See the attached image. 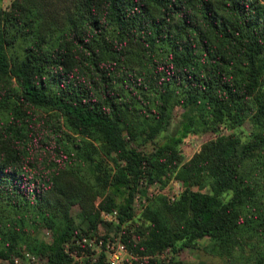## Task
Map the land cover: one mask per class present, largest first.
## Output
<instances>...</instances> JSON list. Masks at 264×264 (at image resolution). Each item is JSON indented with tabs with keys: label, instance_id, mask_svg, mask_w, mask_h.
I'll return each mask as SVG.
<instances>
[{
	"label": "trees",
	"instance_id": "1",
	"mask_svg": "<svg viewBox=\"0 0 264 264\" xmlns=\"http://www.w3.org/2000/svg\"><path fill=\"white\" fill-rule=\"evenodd\" d=\"M176 105L188 109L158 143ZM198 124L227 131L178 167ZM175 168L178 197H154L151 233L131 239L140 178ZM75 202L87 231L117 208L126 246L170 247L144 264H184L173 254L201 237L232 264H264V0H0V264L24 250L75 262Z\"/></svg>",
	"mask_w": 264,
	"mask_h": 264
},
{
	"label": "rangeland",
	"instance_id": "2",
	"mask_svg": "<svg viewBox=\"0 0 264 264\" xmlns=\"http://www.w3.org/2000/svg\"><path fill=\"white\" fill-rule=\"evenodd\" d=\"M11 0H1V5L6 8L9 6ZM188 108L176 105L170 115L169 123L165 130H163L157 137L156 141L162 143L167 139L168 134L176 133L180 126V122L183 119L184 112ZM252 122L249 118H246L243 123L234 127L232 131L239 135L242 140L247 139L252 129ZM227 131L222 124H215L212 126L207 124H198L193 130L189 131L183 140L177 145L176 166H181L188 161L192 156L198 153L203 145L210 139L214 138L217 134ZM147 150H154L156 145L153 142H148L145 146ZM176 168L173 171H166L162 173L160 178H155L151 183L148 182L146 176L140 178L138 183V189L135 195V209L132 215V225L129 227L127 233L130 238L139 241L148 235L151 228V220L145 216V209L148 203L157 195H163L168 200H175L181 190V184L179 177L176 174ZM144 188V191H143ZM101 196L96 195L93 202L97 206ZM81 207L77 202L73 203L70 208V213L73 221L78 225V229L82 233L92 232V234L101 235L100 233H107V235H120L123 230H115L114 223L117 221L116 215L118 213L117 208L109 217H104L101 211L100 216L105 221L112 222L110 226H104L98 224L96 230L87 231L86 219L80 214ZM130 221V220H128ZM126 221L121 223L124 226ZM143 231V233L140 232ZM38 233L45 239H51V232L48 228L40 227ZM122 239V237H121ZM128 250L134 256L131 263L125 262L124 264H138V260L148 261L151 257H159L162 259H169L172 255L169 246H166L160 250L144 251L134 248ZM39 255V259L42 261L40 264H48V258L41 252H34ZM175 259L181 260L184 264H232V261L225 256H222L215 252L211 245V241L207 237L197 238L192 244L184 246L174 254ZM86 261L83 262L85 264ZM71 264H81L79 262H73ZM105 264V263H104Z\"/></svg>",
	"mask_w": 264,
	"mask_h": 264
},
{
	"label": "built area",
	"instance_id": "3",
	"mask_svg": "<svg viewBox=\"0 0 264 264\" xmlns=\"http://www.w3.org/2000/svg\"><path fill=\"white\" fill-rule=\"evenodd\" d=\"M113 212L115 210L104 211L103 216L109 217ZM64 250L74 258V261L81 264L86 258L95 260L100 255L104 257L105 264L131 263L134 258L120 235L104 237L92 233H81L71 241L65 242ZM41 262L39 255L30 250H24L12 257V264H40ZM144 263L143 260H138V264Z\"/></svg>",
	"mask_w": 264,
	"mask_h": 264
}]
</instances>
